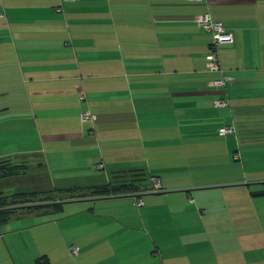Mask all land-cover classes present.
Listing matches in <instances>:
<instances>
[{
  "label": "crops",
  "instance_id": "1",
  "mask_svg": "<svg viewBox=\"0 0 264 264\" xmlns=\"http://www.w3.org/2000/svg\"><path fill=\"white\" fill-rule=\"evenodd\" d=\"M0 12V157L39 158L61 186L141 170L161 183L13 215L0 264H264V0H0ZM203 12L233 34L222 72L207 69Z\"/></svg>",
  "mask_w": 264,
  "mask_h": 264
},
{
  "label": "trees",
  "instance_id": "2",
  "mask_svg": "<svg viewBox=\"0 0 264 264\" xmlns=\"http://www.w3.org/2000/svg\"><path fill=\"white\" fill-rule=\"evenodd\" d=\"M4 164V165H2ZM39 169L34 173L33 177L43 180V187L38 189L16 188L15 191L5 192L0 187V223L6 222L10 217L21 211H45L54 209L60 211L62 205L61 194H68V198L78 195H106L117 194L129 191L146 189L148 187L146 180L149 179L150 188L151 177L144 171H137L138 179H132L130 171H125L127 179L116 180L110 178L107 182L92 184L87 186H61L52 182L49 172L44 168L42 161L37 163ZM28 163L25 161H17L10 156L0 157V181H11L13 178L26 173L31 174L32 171L27 168ZM121 176V175H120ZM32 177V178H33ZM141 183V184H139ZM264 192V191H261ZM67 199V198H66ZM137 204V203H136ZM140 206V205H138Z\"/></svg>",
  "mask_w": 264,
  "mask_h": 264
},
{
  "label": "built area",
  "instance_id": "3",
  "mask_svg": "<svg viewBox=\"0 0 264 264\" xmlns=\"http://www.w3.org/2000/svg\"><path fill=\"white\" fill-rule=\"evenodd\" d=\"M1 14V12H0ZM196 23L205 29L206 31L211 33V42L209 45V50L206 55V65L209 71L222 72V68L220 65V57L218 48L220 45L225 43H230L233 41V34L230 30L226 29L223 22L221 20L213 19L208 12H203L195 17ZM226 79H229V76L222 75L213 79L211 82L214 85H224ZM81 98L84 97V94H81ZM227 100L223 97H220L215 100L216 106H224L226 105ZM81 118L83 120L93 119L94 115L90 111V109H85L81 111ZM220 133H228L233 131V127L231 125L223 126L218 129ZM102 166V164H100ZM151 186L152 189L158 190L161 187L160 180L157 177H151ZM137 205L143 204L142 198H136ZM69 251L72 255H75L78 251L77 245L73 244L69 247Z\"/></svg>",
  "mask_w": 264,
  "mask_h": 264
},
{
  "label": "rangeland",
  "instance_id": "4",
  "mask_svg": "<svg viewBox=\"0 0 264 264\" xmlns=\"http://www.w3.org/2000/svg\"><path fill=\"white\" fill-rule=\"evenodd\" d=\"M32 160H33L32 162L25 161V163H28L27 168L30 169V171H32L31 174L26 173L23 175H19V176L13 178V180H11V181H6V180L0 181V187H2L5 192L15 191L16 188H19V187L20 188H23V187L24 188H30V189H38L40 187H43V184H41V182L43 181V180H41L42 178L39 179L38 177H33L34 173L38 174L36 169H39V168H38V165H36V164L39 163L40 160H39V158H33ZM60 196H61L60 198H62V199H58V200H61V201L68 198V194H61ZM72 197H75V196H72ZM41 216L43 219L50 217L48 214H44Z\"/></svg>",
  "mask_w": 264,
  "mask_h": 264
},
{
  "label": "water",
  "instance_id": "5",
  "mask_svg": "<svg viewBox=\"0 0 264 264\" xmlns=\"http://www.w3.org/2000/svg\"><path fill=\"white\" fill-rule=\"evenodd\" d=\"M2 165H4V164H2ZM137 171H131L130 172V176H131V178L132 179H138V177H136L137 175ZM121 175V176H120ZM115 176V178H116V180H121V179H127V177H126V173H121V174H116V175H114ZM0 192H2V190H0Z\"/></svg>",
  "mask_w": 264,
  "mask_h": 264
}]
</instances>
